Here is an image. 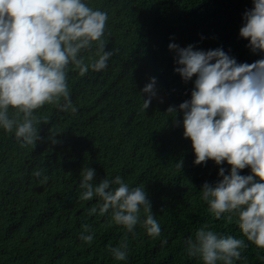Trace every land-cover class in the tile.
Instances as JSON below:
<instances>
[{
	"label": "trees",
	"instance_id": "16d2710c",
	"mask_svg": "<svg viewBox=\"0 0 264 264\" xmlns=\"http://www.w3.org/2000/svg\"><path fill=\"white\" fill-rule=\"evenodd\" d=\"M84 2L107 11L102 38L106 50L115 54L106 69H90L84 76L69 65L68 85L77 112L48 104L35 110L43 137L36 146L21 148L14 132L0 128V264H201L187 254L185 241L205 225L245 239L248 247L234 264H264V249L247 241L237 218L224 214L217 219L201 199L202 185L214 184L219 168L230 172L231 166L212 160L195 165L192 142L183 136V113H166L169 106L178 108L191 99L195 79L185 83L174 71L170 42L204 50L222 47L238 63L264 58L239 35L252 0ZM94 52L95 44L83 55ZM151 77L157 78V96L144 110L147 95L142 89ZM84 167L96 170L97 183L121 176L130 187L144 186L161 236L153 239L137 225L128 233L127 259L117 261L110 248L121 243L126 229L111 222L110 213L88 215L98 198L79 199ZM34 171H42L47 183ZM248 174L250 168L241 170V175ZM84 224L94 232L90 244L79 238ZM164 239L168 244L162 247Z\"/></svg>",
	"mask_w": 264,
	"mask_h": 264
},
{
	"label": "clouds",
	"instance_id": "9594fccd",
	"mask_svg": "<svg viewBox=\"0 0 264 264\" xmlns=\"http://www.w3.org/2000/svg\"><path fill=\"white\" fill-rule=\"evenodd\" d=\"M252 3L243 13L239 35L249 41L253 53H264V0ZM108 19L107 11L94 9L84 0H0V128L14 132L21 148L36 146L43 139L35 110L48 104L77 112L68 85L69 65L80 76L90 69L107 68L115 54L106 50L102 38ZM94 44V55L85 57L83 53L91 52ZM168 48L175 53L174 71L185 83L195 79L191 99L178 108L169 106L166 113H183V136L192 142L195 165L212 160L231 166L230 172L219 168L214 184L202 185L201 199L217 219L235 216L247 241L264 249V58L238 63L222 47L204 50L170 42ZM156 84L157 78L151 77L142 89L147 95L144 110L157 96ZM174 123L181 122L174 119ZM176 167L182 169L183 160ZM246 168L251 174L241 175ZM33 175L42 177V184L49 179L42 171ZM80 175L79 199L98 198L88 215L110 213L111 222L126 229L121 243L110 248L117 261L127 259L128 233H134L137 225L153 239L161 236L144 186L130 187L121 176L97 183L91 167H84ZM79 238L93 241L90 225H82ZM167 244V239L161 241L162 247ZM185 244L187 254L201 264H234L248 247L245 239L217 233L207 225L196 229Z\"/></svg>",
	"mask_w": 264,
	"mask_h": 264
}]
</instances>
